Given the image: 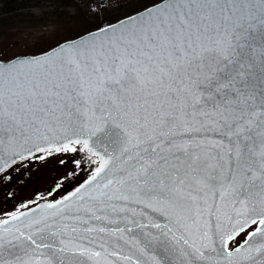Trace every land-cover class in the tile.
<instances>
[{
	"label": "snow or ice",
	"instance_id": "snow-or-ice-1",
	"mask_svg": "<svg viewBox=\"0 0 264 264\" xmlns=\"http://www.w3.org/2000/svg\"><path fill=\"white\" fill-rule=\"evenodd\" d=\"M53 157L75 184L2 214L0 264H264V0L0 48V181Z\"/></svg>",
	"mask_w": 264,
	"mask_h": 264
},
{
	"label": "rangeland",
	"instance_id": "rangeland-1",
	"mask_svg": "<svg viewBox=\"0 0 264 264\" xmlns=\"http://www.w3.org/2000/svg\"><path fill=\"white\" fill-rule=\"evenodd\" d=\"M62 1L32 4L19 9L16 17L0 28V48L10 47L14 52L40 51L38 48H47L57 39L62 41L66 36L74 37L83 32L85 23L100 10L96 0H73L66 7L61 5ZM118 1L105 0L104 4L114 7ZM24 12L32 14V20L26 19L28 16ZM14 41L19 44L11 47ZM23 164L18 171L12 172L14 179L0 181V218L22 202L37 200L38 196L46 197L49 192L62 193L75 184V176L65 178L74 166L64 168L57 158L24 161ZM76 172L80 179L84 178L79 169Z\"/></svg>",
	"mask_w": 264,
	"mask_h": 264
},
{
	"label": "trees",
	"instance_id": "trees-1",
	"mask_svg": "<svg viewBox=\"0 0 264 264\" xmlns=\"http://www.w3.org/2000/svg\"><path fill=\"white\" fill-rule=\"evenodd\" d=\"M51 1L54 0H0V28L8 25V22L16 17V14H18L19 9H22L23 7L32 4H44ZM73 2V0H63L61 5L66 7ZM150 2L151 0H120L114 5V7L106 4H98L100 6L98 14L93 16L91 18L92 20L88 21L87 24L85 23V28L83 32L85 30H91L96 28L97 24L99 23L107 24L109 22H113L120 17L126 16L129 13L135 12L136 10L143 8ZM25 15L28 16L26 19L32 20V14Z\"/></svg>",
	"mask_w": 264,
	"mask_h": 264
},
{
	"label": "water",
	"instance_id": "water-1",
	"mask_svg": "<svg viewBox=\"0 0 264 264\" xmlns=\"http://www.w3.org/2000/svg\"><path fill=\"white\" fill-rule=\"evenodd\" d=\"M105 1V0H104ZM133 14H135V12L134 13H132V14H129V15H133ZM124 17H122V18H120V19H123ZM117 21V20H116ZM116 21H114V22H112L113 24H115L116 23ZM95 30V29H94ZM94 30H90V31H94ZM37 55H39L40 54V52L39 53H36ZM84 179V178H83ZM82 179V180H83ZM70 190H72V187L71 188H69L67 191H70ZM66 194V191L65 192H63V193H61V194H50V195H48V196H46L43 200H40V201H38L39 203H45V202H54V200H60V199H62V197L64 196Z\"/></svg>",
	"mask_w": 264,
	"mask_h": 264
},
{
	"label": "bare ground",
	"instance_id": "bare-ground-1",
	"mask_svg": "<svg viewBox=\"0 0 264 264\" xmlns=\"http://www.w3.org/2000/svg\"><path fill=\"white\" fill-rule=\"evenodd\" d=\"M147 5H148V4H147ZM39 52H40V51H37V52L35 51L34 53H39ZM81 180H82V179H81ZM71 187H72V186H71ZM71 187H70V188H71Z\"/></svg>",
	"mask_w": 264,
	"mask_h": 264
}]
</instances>
